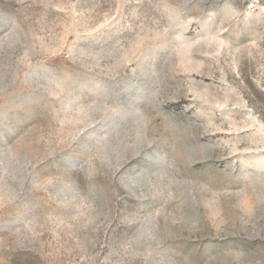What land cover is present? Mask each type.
I'll return each instance as SVG.
<instances>
[{"label":"rangeland","instance_id":"374dc122","mask_svg":"<svg viewBox=\"0 0 264 264\" xmlns=\"http://www.w3.org/2000/svg\"><path fill=\"white\" fill-rule=\"evenodd\" d=\"M0 264H264V0H0Z\"/></svg>","mask_w":264,"mask_h":264}]
</instances>
